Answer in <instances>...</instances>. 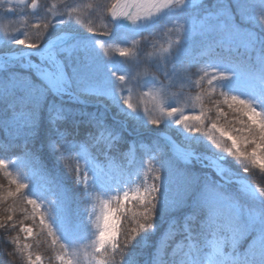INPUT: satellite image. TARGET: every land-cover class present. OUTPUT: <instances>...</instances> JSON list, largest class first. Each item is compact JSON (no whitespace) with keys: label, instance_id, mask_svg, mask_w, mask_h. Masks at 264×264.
<instances>
[{"label":"snow or ice","instance_id":"1","mask_svg":"<svg viewBox=\"0 0 264 264\" xmlns=\"http://www.w3.org/2000/svg\"><path fill=\"white\" fill-rule=\"evenodd\" d=\"M30 7L36 9V0ZM89 7L104 23L99 32L90 23L87 32L109 37L126 58L118 71L106 61L110 85L97 75L105 43L52 31L70 24L71 12L67 20L62 16L44 23L35 39L8 37L27 55L0 52V145L4 151L20 149L14 159L0 158V169L31 156L29 143L44 137L85 205L94 204L97 193L106 197L96 215L87 206L71 209L63 185H53L50 199L38 200L21 192L26 182L13 180L16 193L31 206V212L22 209L25 219L39 218L41 231L67 252L52 220L59 215L65 232L78 236L82 214L88 231L95 229L91 247L96 264H264V188L254 189L247 179L252 169L264 173V98L253 100L226 87L239 77L264 89V0L259 18L248 0H201L198 5L191 0H114L107 16L102 6ZM5 11L13 13L15 6ZM165 12L175 13L176 39L142 59L138 42L129 47V40L142 31L154 32L149 22ZM177 14H183L182 22ZM194 45L207 50L203 74L195 81L189 55ZM141 63L143 81L130 70ZM194 85L202 91L186 95ZM137 87L149 89L145 95H152L158 117L132 102ZM208 89L216 94L214 100ZM205 97L212 107L205 106ZM190 102L199 104L198 112L186 111ZM70 113L87 119L70 122ZM167 121L186 135L166 138V147L154 149L134 170L133 161L116 166L114 153L123 157V146L131 150L142 144L149 125L159 129ZM21 171L16 170L18 177ZM105 182L112 184L111 191H98L96 185ZM19 228L26 238L33 235V227L21 222ZM27 259L39 264L41 257L33 260L28 254ZM57 260L78 264L64 256Z\"/></svg>","mask_w":264,"mask_h":264},{"label":"trees","instance_id":"2","mask_svg":"<svg viewBox=\"0 0 264 264\" xmlns=\"http://www.w3.org/2000/svg\"><path fill=\"white\" fill-rule=\"evenodd\" d=\"M45 3L51 2L49 0H43ZM58 7L59 16L53 20H46L45 16L37 14H27L21 9H15L13 14H3L1 12L4 10L3 7L0 8V18L4 19V25L0 26V31L4 30L5 23H8L9 26H17L21 32L16 36L19 38L35 39L40 31L43 30V24L47 22L56 23L58 19L62 16L65 20L68 19L67 13L71 12V23L66 25H61L59 28L52 29L53 32L60 31H72L77 34H90L87 32V26L91 23L92 26L97 29V32L100 31V26L104 23L103 19L98 18L97 15H93L94 9L91 6L100 5L104 9V13L107 16V8L111 6L114 0H53ZM255 8L257 17L259 18L261 0H248ZM201 3V2H200ZM199 3V4H200ZM60 4V5H59ZM48 4H46L47 6ZM175 13H168L167 15L162 14L158 19L153 21L150 25L151 28H155L154 32L142 31L139 34L134 35L130 38L128 46L132 47V41H136L139 44V47L142 51V59L146 57L148 53H152L157 49L162 47H167L169 41H175L176 32L173 30L174 25L172 23ZM182 22L184 16L183 14H177ZM40 24L41 27L38 29L35 25ZM258 30V29H257ZM104 36V35H102ZM9 36L0 38V52H3V49L6 47H19L23 46L13 45L8 43ZM89 41L94 40L91 38H86ZM105 43V49H100L101 58L98 57V70L97 75L111 84V75L107 70L106 61L111 60L112 68L115 71H118L120 68L124 67L126 58L120 57L118 52L115 49V46L110 41H100ZM152 45H155L153 48ZM14 46V47H13ZM14 49L13 51L8 52H18L24 49ZM202 47L194 45L190 50V57L194 63L192 71L196 73L192 77L193 81L197 80L200 75H202L201 69L204 68V64L207 58H197L194 59V56L197 51ZM105 60V61H104ZM195 60V61H194ZM131 72L134 76H137L139 80L143 81L145 77L143 76L145 65L141 63L140 65H132ZM226 87L230 91L240 94L243 97H247L253 100L264 98V89H262L258 82L249 79V78H237L236 80L229 81ZM175 91V89H173ZM202 90L198 87L193 86L190 90L186 89V95L190 94L195 96L200 93ZM149 89L145 88H134L131 99L134 104H139L141 111L143 112L144 107H147L151 110L153 117L159 116V111L156 108V102L152 99V95H145L148 93ZM208 92L211 94L212 99L216 98L215 93H211V90L208 89ZM205 106L212 107L211 104L207 103V97H205ZM186 111L191 113L193 111H199V104L193 105L191 102L186 106ZM227 111V109H226ZM212 116L215 117V113H212ZM231 115L229 116V119ZM75 119H87V116H77L75 113H70L69 120L74 122ZM149 129L144 133L145 136L142 138V143L148 145L150 153L156 148H165L166 145L163 142L164 138L176 137L180 138L181 135H186L183 133L182 129L176 127L172 124L171 121L165 122L162 124L159 129H155V126L149 125ZM153 128V129H152ZM71 130V129H69ZM155 137H159L158 142H153ZM77 140L82 139V136L76 137ZM140 142L136 143L138 146ZM29 149L31 156H26L22 159H18L16 163L11 164L8 169H0V264H28L27 258L20 248V243L23 241V236H21V231L19 225L21 222L25 226L33 227V235L31 243V250L34 251L35 255L40 256L41 258L52 261L53 258L57 255L67 253L69 256L74 258L78 264H96L95 258L93 257V249L91 247V242L94 240V227L88 231V225L84 220L83 215H80V221L82 224L81 232L77 235H72L66 233L62 227L61 220L59 215H56V218L52 220L54 227L57 229V234L60 238L68 244L67 252H65L60 244H52V237L47 235V231H41L39 226V218L33 221L30 217L25 219L22 209L25 207L28 208V211L31 212V206L25 204L21 193H16V184H13V180H18V182H26L28 187L22 189L21 192H25L26 195L36 198L48 200L52 196V187L53 185L60 186L63 185L64 188L68 189V195L71 197L70 207L73 210L83 209L86 206L89 210L92 209V204L85 205L83 201L80 200V192L74 185L71 179L69 178L67 170L63 165L56 160L55 154L51 152L48 146V140L44 137H41L40 140L36 142L29 143ZM71 152L72 149H69ZM121 151L124 153V156L121 157L118 153H114L116 156V166L122 168L128 165L127 153L129 149L127 146H123ZM20 153L19 148H14L11 151H4L2 145H0V158H10L14 159ZM148 156L144 155V152L140 149H136L133 162L130 167L135 169L139 162L143 160L147 162ZM234 170L237 172L239 168L233 165ZM23 169L20 172V177L17 176L16 170ZM11 172V175L8 173ZM243 175V173H241ZM247 179L251 184L259 188H264V173H261L259 169H252L250 171ZM135 187V185H132ZM96 189L102 192H110L112 189V184L105 182L96 185ZM14 193L9 195V193ZM102 199L106 197L101 195ZM55 211V210H54ZM11 215L13 217L11 222L6 220V217ZM13 224V225H12ZM145 255L144 259H147V250H144ZM111 259V258H109ZM116 260H119V257H116Z\"/></svg>","mask_w":264,"mask_h":264},{"label":"rangeland","instance_id":"3","mask_svg":"<svg viewBox=\"0 0 264 264\" xmlns=\"http://www.w3.org/2000/svg\"><path fill=\"white\" fill-rule=\"evenodd\" d=\"M49 1H51V2H47V3L44 4L45 1H43V0H36L37 7L34 10V13L35 14L39 13V14L45 16V18H47L46 20H48V21L49 20H53V19H55V18H57L59 16V13L57 11L59 6H56L57 4L54 3L53 0H49ZM30 2L32 4V0H30L29 1V4L24 9H21V11H24L27 14H34L32 12V10H30ZM191 2H192L193 5H198L201 2V0H191ZM1 4H2V0H0V5ZM46 4H48V5L46 6ZM1 13H2L1 16H5L3 14H11V13H7L5 11V8H4V10ZM164 15H167V12H165ZM158 18L159 17L155 18L153 21H155ZM153 21L149 22L150 25H151V23ZM123 23L125 24V27L126 28L127 27H130L129 25H127V23H130V22H123ZM3 25H4V19L0 18V26H3ZM20 32H21V30H19V27H17V26H9L8 23H5L4 30H1L0 31V38H4L5 36L17 35ZM17 48H19V47H14V48H12V47H9V48L6 47L5 49H3V52L14 53V54H18L19 55L21 52H23V51L26 50V49H24V50H20L18 52H8V51H13L14 49H17ZM19 49H23V48H19ZM203 54H207V50H203V51L198 52L196 56H201ZM142 147L145 150L147 149L146 146H142ZM133 150H134V148H132L130 150V152L128 153L129 159H131V157H132V151ZM94 206H96L95 209H94L95 214L96 215H99L100 214V203H99V200H98V194H96L94 196ZM93 219H95V216L93 217ZM20 233H21V236H23L22 243L19 242L20 248L23 249V246L25 244H28L30 246L27 250H24L22 252L24 253V255H25L26 258L28 256V254H31L32 259L35 260V257L37 255H35L34 251L31 250L32 247H31V243H30L32 237H27L26 238V234L25 233H23V232H20ZM58 256H64L66 259H73L74 261H76L74 258H72L71 256H69L66 253V254H61V255L55 256L51 262L48 261V260H45V259L41 258V260L39 261V264H61V261L60 260H57V257ZM27 261H28V259H27Z\"/></svg>","mask_w":264,"mask_h":264},{"label":"water","instance_id":"4","mask_svg":"<svg viewBox=\"0 0 264 264\" xmlns=\"http://www.w3.org/2000/svg\"><path fill=\"white\" fill-rule=\"evenodd\" d=\"M5 2L8 3V0H5ZM28 2V0H23V3H18V0H12V5H26ZM35 9H32V11H34ZM87 37H91V38H96V39H101V40H106L105 38L103 37H100V36H96V37H93L91 35H88ZM256 195L258 196V193H256Z\"/></svg>","mask_w":264,"mask_h":264}]
</instances>
